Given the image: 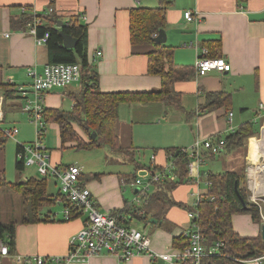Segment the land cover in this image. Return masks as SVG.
<instances>
[{"label": "crops", "instance_id": "1", "mask_svg": "<svg viewBox=\"0 0 264 264\" xmlns=\"http://www.w3.org/2000/svg\"><path fill=\"white\" fill-rule=\"evenodd\" d=\"M23 7L27 15L35 12L41 15L53 7L63 21L70 16L81 17L88 26V58L98 75L100 92L142 94L169 87L160 99L119 104L116 130L120 148L107 149L119 158L118 167L110 171L80 167L81 178L100 211H121L133 204L138 189L129 185L130 180L148 166H156L158 171L165 170L169 165L168 151L171 149L189 150L197 139L224 138L250 122H253L254 129L259 123L261 135L264 136V0H0V85L14 91L6 98L5 121L19 127V133L8 138L5 145L0 147V182L15 183L35 177L26 174V170L22 174L17 171V147L19 144L33 143L38 138L44 144L47 135V131L39 135L37 124L22 110L21 98L9 84L10 80L16 85L29 84L27 69L34 66L41 71L48 64L47 47L38 46L36 39L22 28ZM161 7L166 8L165 44L173 51L172 61L166 62V69L171 70L173 77L168 86L164 85L166 80L163 75L149 71V55L155 47L150 44L134 45L130 35L132 10ZM186 11L200 13V20H186ZM204 49H208L211 55L226 59L232 70L198 75L195 65ZM98 52L102 53L101 56L97 55ZM176 69H186L191 73L187 78H180ZM81 89V83H77L47 93L46 109L69 111L64 107L69 102L74 106L73 96ZM216 92H225L229 99L221 105H208L207 95ZM47 124L54 126L59 136L57 149L51 151L46 147L52 164L58 167L76 165L75 161L67 160L66 150H61L58 124ZM81 134L85 138L84 133ZM255 136L254 133L246 142H252ZM258 143L255 140L252 143V155L247 158L249 162H256L254 150ZM224 151L233 164L236 152L227 148ZM258 152L263 155L261 145L257 147ZM202 154L205 163L199 168V176L190 173V163L194 162L190 159L188 179L191 181L178 185L167 194L159 191L153 200H149L152 210L147 221L121 216L129 225L134 221L142 223L143 230L151 237L152 251L175 253L182 250L184 240L187 241L183 239L184 231L191 224L188 214L196 212L198 196L202 201L209 192L206 174L209 177L211 173L235 172L232 164L228 168L214 164L213 160L220 153L203 150ZM142 159L148 161L141 162ZM207 162L212 163L215 169H206ZM175 164L177 174L176 161ZM252 176L251 188L262 192V183L255 180L254 174ZM54 183L59 190L51 195L57 196L60 183L57 179H54ZM156 185L151 187L150 194L157 192ZM203 185L207 188H203ZM169 201L182 203L186 208L168 206ZM61 203L64 206L62 201L58 205ZM6 207L12 209V205ZM258 207L261 222H264V207ZM7 212L1 209L0 204V222H8ZM42 213L40 222H17L15 251L0 264H28V257L49 258L68 254L70 241L83 227L86 216L78 214L66 220L62 211L54 212L51 208L43 209ZM232 223L241 237L261 236L260 224L255 223L250 214H236ZM66 264L170 263L160 258L152 259L148 254L136 255L128 262L103 254Z\"/></svg>", "mask_w": 264, "mask_h": 264}, {"label": "trees", "instance_id": "2", "mask_svg": "<svg viewBox=\"0 0 264 264\" xmlns=\"http://www.w3.org/2000/svg\"><path fill=\"white\" fill-rule=\"evenodd\" d=\"M32 16V14L27 15V13L24 14V17L22 16L23 20L21 23L23 30ZM40 16L43 19L44 25L38 29V35L42 36L45 32L50 33L46 43L48 64L77 63L82 68V79L80 81L82 89L78 94L73 96L74 106L69 111L46 109V123L53 122L59 126L61 150H93L103 147L109 150H118L120 147L116 122L119 104L130 101H153L160 99L163 97L164 91L169 87L142 94L100 92L98 75L94 68L91 67L88 58L87 24L83 23L81 17L78 15L68 17V20L64 21L63 26L58 27L57 22L62 20V18L56 15L55 11L51 14L44 13ZM165 25L166 8L164 7L156 9L137 8L131 11V41L134 45L150 44L155 47V50L149 55V71L150 73L163 75L166 80L164 85L168 86L173 81V77L170 75L171 70L166 69V62L172 61L173 51L165 43L159 44L154 41V35L164 29ZM62 34L76 39L77 42L74 48L64 46ZM209 57L218 58V56L211 55L210 51ZM176 70L179 71V69ZM178 73L180 78H187L191 72L185 69ZM0 90L4 91L6 98L14 93L13 90L4 85H0ZM207 98L209 100L208 105L215 106L226 102L229 99V95L225 92H216L208 94ZM81 132L84 133L85 138ZM94 134L95 138L93 137ZM253 134V122L247 123L238 130L233 131L224 137L227 150L241 146ZM221 137L223 138V136ZM7 139V136L0 130V147L5 145ZM24 150L23 145L19 144L17 153H24ZM168 153L177 162V179L175 181L165 180L166 182L157 184V192L154 194H150V191L147 192L142 197L141 204L133 203L121 211H112L113 215L124 218L128 216L132 218L136 217L147 221L149 211L152 210V204L149 203V200H153L159 191L167 194L178 185L191 181L188 179V165L191 159L189 154L178 149H171ZM148 167L153 172L159 169L156 166ZM26 168L24 159L18 156L16 162L17 171L22 174ZM81 173L82 170L79 175V184L81 188H84L86 186L84 180L81 178ZM49 177L57 179L54 176H43L29 177L25 181L15 183L0 182V187H9L11 191L22 195L23 210L21 223H37L42 221L43 209L52 208L61 201L64 204L63 211L66 207L71 210L70 219L78 216V214H83L81 207L77 204L72 203L68 199H62L59 202L57 200L59 195L52 196L48 194L47 183ZM240 178L241 176L234 171L211 173L208 177L210 181L209 192L194 209L198 215L197 223L204 237V244L207 247H214L219 242L224 243V247L221 249L223 256L212 255L204 259L203 263L208 261L209 264H244L243 260H249L264 254V240L261 236L258 238H244L233 228L232 218L236 214L247 213L251 215L255 223L260 224L261 222L259 207L257 205H250L245 193L240 189ZM211 198H213V201H210ZM241 198L246 202V209L243 206ZM166 205H177L186 208L184 204L176 203L175 201H169ZM63 211L62 213L64 214ZM17 222V220L7 223L0 222V243L7 245L11 253L15 251ZM124 223L129 225L126 219ZM183 239L187 240L186 237ZM189 244L188 240H184L183 249ZM192 263L190 261L187 264Z\"/></svg>", "mask_w": 264, "mask_h": 264}, {"label": "built area", "instance_id": "3", "mask_svg": "<svg viewBox=\"0 0 264 264\" xmlns=\"http://www.w3.org/2000/svg\"><path fill=\"white\" fill-rule=\"evenodd\" d=\"M22 13H26L25 7ZM55 11L53 7L45 10V14H51ZM184 17L188 21H199L200 13L186 11ZM44 25L41 16L35 12L31 20L26 24L24 31L32 35L36 39L38 46H46L50 33L45 32L42 36L38 35V29ZM8 36V35H7ZM155 34L154 37H157ZM101 52L97 55L101 56ZM196 72L198 75H206L212 71L230 72L232 66L226 59L209 57V51L204 49L201 56L196 61ZM27 76L30 82L27 85H16L13 81H9L12 89L19 94L22 101V110L30 115V119L38 126L39 135H43L47 131V123L45 119L46 107L45 97L47 93L61 88H67L73 84L80 83L82 79V68L80 64H46L43 70L38 71L32 66L27 69ZM263 105H261V108ZM6 96L4 91L0 90V130L7 138L15 137L19 133L17 126L11 125L5 121ZM232 116V114L230 115ZM24 153L18 154L19 158H23L26 167L36 166L37 171L42 176H54L60 183V194L58 201L68 199L72 203L81 207L83 215L86 219L81 230L76 233L70 241V249L65 256L28 257V264H66L70 261H85L94 256L113 255L122 262H128L134 256L139 254H148L152 259H162L170 264H202L204 259L212 255L223 256L221 249L224 247L223 242H219L214 247H207L204 244V237L197 223V212H189L191 224L184 231V237L190 244L178 252L157 253L151 249L150 235L135 226L134 223L126 225L121 216L113 215L111 212H102L99 210L94 201L91 191L87 188L80 187L79 175L81 169L77 165L68 167H58L49 159L46 147L43 145L41 138L33 143L22 144ZM226 140L222 137L215 139L200 140L197 139L191 149L182 150L187 152L189 157L194 160L190 163V173L199 176V168L205 163L202 151L207 150L212 154H219L226 148ZM169 165L165 170L153 172L149 168L141 169L139 176L130 180L129 185L138 189L134 198V203L141 204L142 197L151 190V187L167 181H175L177 179L175 159L169 156ZM208 179V174H206ZM210 185L208 179L207 182ZM261 194L251 198L253 202L259 199ZM201 201L198 196L197 203ZM213 201V198L210 199ZM257 205L263 206L257 201ZM66 220L71 218V210L66 207L64 209ZM264 220V215H263ZM10 250L7 245L0 243V263L10 256ZM244 264H264V256L252 258L243 261Z\"/></svg>", "mask_w": 264, "mask_h": 264}, {"label": "rangeland", "instance_id": "4", "mask_svg": "<svg viewBox=\"0 0 264 264\" xmlns=\"http://www.w3.org/2000/svg\"><path fill=\"white\" fill-rule=\"evenodd\" d=\"M72 107V102H69L64 108L65 110H69ZM8 123V122H7ZM51 125V124H50ZM49 124L46 125L47 127V135L45 137V143L43 144L45 147H47L49 150H55L58 148V144H59V136L57 133V129L54 126L50 127ZM18 127V125H17ZM19 128V127H18ZM261 128H260V124L258 123L256 125V128L254 129V133L256 134V136L254 137L255 141H259L261 143H258L256 145V148L254 150V158L256 160V162H249L247 158H249L251 153V146L252 143L254 142V140L252 142H249L246 140L244 141V143L241 146L235 147V148H229L228 151L233 150L235 153V160L233 161L232 164V160L229 156H227L226 151L222 152L224 154L221 155H217L216 159L213 160L214 164L215 163H219L221 165L222 168H224V166H227V168L232 164V166L234 167L235 172L239 173L241 176V183H240V189H242V191L245 193L247 201L250 205H257V201L264 207V196L262 197V195H264V143L262 144L263 141L262 138L263 136L261 135ZM49 131V132H48ZM261 145V149H262V153L263 155L260 154V152L257 153V147L258 145ZM64 153H66V157L67 160H72L76 162V165L79 167H83L84 169L87 170H95L98 169L99 171H110L115 167H118L120 164H118V160L119 158L113 156V154H111L110 152L107 151L106 148H97V149H93V150H74V149H70V150H66ZM121 160V159H120ZM148 159H142L141 162H147ZM207 166L205 167L206 169H215L214 165L212 163L208 164V162L206 163ZM205 166V165H204ZM216 170H219L218 168ZM28 174H32L35 177H43L38 171H37V167L36 166H32V167H27L25 173ZM26 173V174H27ZM140 172L137 173V175L139 176ZM255 175V179H257L256 181L258 183H262L263 185V191L259 193L258 189H253L251 188L252 185V181H251V177H253L252 175ZM203 188H207L206 185H203ZM47 190L48 193H58L59 190V186L55 185L54 183V178L49 177L48 178V183H47ZM256 191V192H255ZM11 191V189H9V187H0V193L1 196L0 197V204H1V209L2 210H7V216L6 219L8 220V222L11 221H20L21 220V214H22V210H23V197L20 193H15ZM262 194L261 196H259L260 198H257V201L253 202L251 200L252 197H254V194ZM257 194V195H258ZM6 201L8 204H6ZM11 203L12 205V209L7 208L6 206H10L9 204ZM54 212L57 211H63V205L61 203V205H55L51 208ZM246 219V217H245ZM262 222H260L261 224ZM134 224L137 228L143 230V225L142 223L139 224V222L134 221ZM248 225V223H247ZM166 253V252H165ZM264 256V254L257 256V257H262ZM256 257V258H257ZM207 259V258H206ZM245 261V260H243ZM242 261V262H243ZM203 264H209L208 261L204 262Z\"/></svg>", "mask_w": 264, "mask_h": 264}, {"label": "water", "instance_id": "5", "mask_svg": "<svg viewBox=\"0 0 264 264\" xmlns=\"http://www.w3.org/2000/svg\"><path fill=\"white\" fill-rule=\"evenodd\" d=\"M63 24H64L63 20H59L57 22V26L58 27L63 26ZM62 36H63V39H64V46L65 47H67V48H74L75 47L76 42H77L75 38H72L71 36L64 35V34H62ZM154 41L159 43V44L166 43V41H167L166 31L164 29L160 30L159 33H158V36L155 37ZM93 137L94 138L96 137L95 134L93 135ZM241 199H242L243 206L246 209L247 208L246 202H245V200L243 198H241ZM260 231H261V237L264 240V222H262L260 224Z\"/></svg>", "mask_w": 264, "mask_h": 264}, {"label": "bare ground", "instance_id": "6", "mask_svg": "<svg viewBox=\"0 0 264 264\" xmlns=\"http://www.w3.org/2000/svg\"><path fill=\"white\" fill-rule=\"evenodd\" d=\"M263 137H264V136H263ZM262 141L264 142V140H262ZM263 142H262V144H263ZM260 143H261V142H260ZM259 146H260V144H259ZM262 149H264V148H262ZM262 149H261V150H262ZM262 154H263V153H262ZM263 170H264V169H263ZM263 173H264V172H263ZM255 180H256V179H255ZM259 189H260V188H259ZM257 194H258V193H257Z\"/></svg>", "mask_w": 264, "mask_h": 264}]
</instances>
